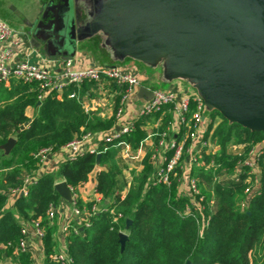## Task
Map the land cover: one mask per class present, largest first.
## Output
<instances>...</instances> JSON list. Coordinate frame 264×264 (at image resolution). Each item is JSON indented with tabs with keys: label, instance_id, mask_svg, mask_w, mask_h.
Returning a JSON list of instances; mask_svg holds the SVG:
<instances>
[{
	"label": "trees",
	"instance_id": "1",
	"mask_svg": "<svg viewBox=\"0 0 264 264\" xmlns=\"http://www.w3.org/2000/svg\"><path fill=\"white\" fill-rule=\"evenodd\" d=\"M112 86L117 91L116 104L120 88L115 83ZM73 91H79L77 85L66 88L60 98L52 94L40 101L35 85L17 79L9 86L0 83V170H3L0 175V210L3 212L0 217V258L6 250L12 253V247L7 244H17L25 223L41 219L46 232L43 264H61L51 256L58 247V219L50 221L47 213L51 204L58 205L62 201L55 184L63 179L77 187L99 166L95 187L102 196L99 205L105 210L95 213L90 226L83 227L81 233L72 232L68 236L66 243L74 258L72 264H264V150L261 193L253 197L247 210H242L240 203L251 182H245V176L238 182L221 178L224 169L232 172L243 158L228 152L229 143L250 149L264 141V132L230 122L214 108L211 109L213 122L216 117L221 118L214 131L220 152L206 156V159H214L221 166L196 171L204 215L210 219L203 236L199 234L195 218L178 213L187 200L177 197V182L170 186H148L153 172L149 156L144 159L143 169L133 167L130 175H126L124 169L129 165L121 157L119 148L114 146L101 154L99 164L96 154L91 151L62 163L55 171L38 177L26 195L15 198L13 208L7 207L8 196L3 190L23 186V171L29 173L37 168L39 159L35 154L40 149H58L83 134L104 131L114 124V115L102 119L86 111L81 101L69 97ZM28 107L35 110L32 117L26 113ZM194 107L191 102L190 110ZM167 111L168 106H165L161 111L141 116L135 129L122 138L137 147L148 134V123L160 119L159 130L167 127ZM213 122L208 130L213 127ZM10 137H15L16 143L5 154L2 145ZM126 187V194L120 195ZM93 203L83 202L81 198L76 202L82 209H90ZM128 219L131 223L126 229ZM121 230L128 234L124 249L119 237ZM29 258L27 254L20 256L22 263H27Z\"/></svg>",
	"mask_w": 264,
	"mask_h": 264
},
{
	"label": "built area",
	"instance_id": "2",
	"mask_svg": "<svg viewBox=\"0 0 264 264\" xmlns=\"http://www.w3.org/2000/svg\"><path fill=\"white\" fill-rule=\"evenodd\" d=\"M23 42L22 37L16 36L13 28L0 19V83L9 85L13 79H17L23 83L35 85L40 101L52 94L60 98L65 89L71 85L79 86L85 81L101 82L108 80L120 88L119 104L116 109V116L119 118L141 85L136 72L127 66L90 64L85 67H77L74 57L62 59L40 55V60L35 62L17 58ZM152 92V98L148 99L141 107L136 119L125 122L119 129L105 131L98 146L92 145L94 135L89 132L58 149L44 147L35 154V157L41 163H45L55 150L59 153L66 151L69 154L67 161H70L86 151L102 154L110 146H114L119 148L125 163L140 168L144 167V159L150 148L149 162L153 166V172L148 181V186L161 184L170 186L176 181L177 197L187 200L184 206L178 210V213L183 217L195 218L199 227V234L203 236L204 229L209 225L210 219L204 215L203 197H201L202 192L198 185L196 171L198 168L209 169L214 167L216 169L221 166L214 159L211 161L206 159V156L216 155L220 152V144L214 135L218 117L213 122L212 116L207 115L209 108L199 93H190L185 97H180L174 92L158 89H153ZM69 97L77 98L85 107L78 92L69 93ZM191 102L195 104L193 110H190ZM165 106H168V109L171 107L177 113L178 118L175 120V124L171 125L172 123H170L163 130H159V125H156L157 128L151 129L150 134L137 147H133L122 138L123 135L135 129L138 118L161 111ZM159 121L160 119L158 123ZM212 122L213 127L208 130ZM263 142L253 145L250 149L234 143L231 150L228 151L243 156V158L237 162L232 172L224 169L221 178L238 182L245 176V182H251L246 187L245 196L240 203L242 210H247L253 197L261 193V158L264 150V146L261 144ZM99 169L96 168L90 176L95 177ZM129 170V167L124 169L126 175H129ZM35 180L30 175H25L23 186L11 189V193L20 196L23 192L26 195L29 186ZM94 181L96 183V179ZM68 186L72 196L71 209L66 219L57 220L59 228L58 247L51 255L54 261L61 264H72L74 261L66 243L68 236L72 232L81 233L83 227L90 226L91 218L95 213L105 210L99 205L102 196L97 192L95 186L92 187L91 194L86 199V202H94L90 209H82L77 206L76 202L80 198L78 188L69 184ZM125 190L120 191L119 194L124 196ZM59 206L50 205L47 211L50 221L57 219ZM2 213L0 210V217ZM120 233L127 234L125 230H121ZM45 234L41 219H33L25 223L22 226L21 236L17 244L14 246L11 242L7 244V247H12V253H9L8 250L4 251L8 260L1 257L0 264H43ZM38 249H40L39 252ZM22 254L30 256L27 263L21 262L20 256ZM13 256L17 257L15 261Z\"/></svg>",
	"mask_w": 264,
	"mask_h": 264
},
{
	"label": "water",
	"instance_id": "3",
	"mask_svg": "<svg viewBox=\"0 0 264 264\" xmlns=\"http://www.w3.org/2000/svg\"><path fill=\"white\" fill-rule=\"evenodd\" d=\"M124 4L148 22L155 41L182 49V75L198 81V90L210 109L230 122L264 132V0L116 2V6ZM64 9L57 27L35 33L42 36L43 49H56L60 58L70 59L78 43L74 0H67ZM139 94L148 99L153 96L143 86ZM15 143L16 138L10 137L2 145L5 153ZM100 158L97 153V164ZM55 189L63 199L72 201L65 180L56 183ZM130 223L128 219L126 229ZM119 237L124 249L128 235L120 233Z\"/></svg>",
	"mask_w": 264,
	"mask_h": 264
},
{
	"label": "crops",
	"instance_id": "4",
	"mask_svg": "<svg viewBox=\"0 0 264 264\" xmlns=\"http://www.w3.org/2000/svg\"><path fill=\"white\" fill-rule=\"evenodd\" d=\"M24 2L29 4V6L21 7L19 14L20 19L18 18V14L16 12L14 13L17 17L16 21H20V26L12 28L15 31V35H20L24 41L16 57L34 62L40 60V55L42 57H60L59 54L56 53V49H43V44L41 45V42L43 43V38L40 34L47 28L57 27L59 25L61 16L64 14L67 0H25ZM116 2L117 0H74L78 33L77 51L73 55V57L76 58V66L85 67L90 64L119 65L114 62L109 63L102 61L94 54V51L99 49L101 52L108 55L109 52H107V47H110V52L115 58L129 57L145 64V66L151 68V70L156 67L161 71L160 73L147 69L139 71L133 64L129 66L138 75L141 85L137 88L135 96L127 103L123 115L119 118L116 116L119 100L115 104V94L117 91H114V87L112 86L113 82L108 80L101 82L87 81L78 86L79 91H83L80 96L82 97L86 111L96 114L102 119H110L113 115L115 117V122L111 128L93 133V146H98V144L101 143L100 138L105 131L119 129L125 122L136 119L138 111L148 100L147 97L139 94V89L142 86L152 91L153 87L158 85L159 82L165 81L167 87H164L162 91L174 92L180 97H185L190 93L200 94L197 86L198 81L182 75V49L177 45H164L160 44L158 40L155 41L148 22L127 7L126 4L123 6H116ZM0 19H2L1 16ZM37 30L40 32L38 35H36L37 32L35 33ZM100 33H103V35H100ZM83 39L85 41L82 42ZM183 80L190 81L193 85L191 86ZM209 110L211 109L209 108ZM26 113L28 116L32 117L35 114V110L32 107H28ZM167 113L169 116L168 125L170 123H172L171 125L175 124V120L178 118L177 113L174 112L171 107L168 109ZM158 120L152 124L148 123L147 136L150 134L151 129L157 128L156 125L160 127L161 121L158 123ZM147 156H149V160L150 148L147 151ZM68 158L69 154L66 151L59 153L55 150L45 163L39 161L36 169L31 170L29 173L24 170L23 176L30 175L34 179H37L47 172L58 169L62 163L67 162ZM128 165L130 170L133 167H136L137 170L143 169V167L139 168L137 166H131L130 164ZM97 168L101 169L99 166H97ZM2 171L3 170H0V175ZM61 180L62 179L58 181ZM94 180L95 177L92 175L90 179L77 186L79 196L83 202H86V199L91 194L92 187L95 186ZM127 190L128 188L124 191V194ZM3 191L8 196L7 207L13 208L14 203L12 202H14L15 198L18 196L12 194L9 188ZM58 205L60 206L57 219L60 221L69 216L71 204L69 201L62 198V201ZM37 251L39 252L40 249ZM2 257L4 260H8L5 253H3Z\"/></svg>",
	"mask_w": 264,
	"mask_h": 264
},
{
	"label": "rangeland",
	"instance_id": "5",
	"mask_svg": "<svg viewBox=\"0 0 264 264\" xmlns=\"http://www.w3.org/2000/svg\"><path fill=\"white\" fill-rule=\"evenodd\" d=\"M24 1L25 0H0V14H1L0 16H1L2 20H4L10 27L17 28L20 26V21L19 22L16 21L17 17L15 16L14 13L16 12L18 14V18L20 19L19 14H20L21 7L29 6V4H26ZM100 35H103V33H100ZM83 41H85V40L83 39L82 42ZM107 49L109 50V51L107 50V52L110 53V54L108 53V55L101 52L99 49L95 50L94 54L96 55V57H98L102 61H106L109 63L114 62V63H117L121 66H128V67L132 66V64H133L135 66V68H138L139 71H142L145 69L150 70V71L153 70V72L156 71L159 73L161 71L156 67L152 68V70H151V68L145 66V64L140 63L138 61H135L129 57L128 58H122V57L115 58V57H113L112 53L110 52L111 48L107 47ZM183 81H186L191 86L193 85V84H191L190 81H187V80H183ZM164 82L163 81L159 82L158 85L153 87V89L162 90L164 87H167V83L166 82L164 83ZM207 115L211 116V110L207 111ZM220 121H221V118L218 116L217 124ZM216 138H217V141L219 142L218 137H216ZM232 145H234V142L229 143L228 148H227L228 151L231 150ZM262 145H264V142L261 144V146Z\"/></svg>",
	"mask_w": 264,
	"mask_h": 264
}]
</instances>
